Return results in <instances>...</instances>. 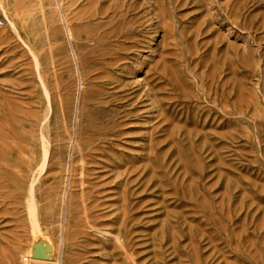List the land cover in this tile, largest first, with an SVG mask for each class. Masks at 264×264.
<instances>
[{
  "label": "rangeland",
  "instance_id": "obj_1",
  "mask_svg": "<svg viewBox=\"0 0 264 264\" xmlns=\"http://www.w3.org/2000/svg\"><path fill=\"white\" fill-rule=\"evenodd\" d=\"M0 264H264V0H0Z\"/></svg>",
  "mask_w": 264,
  "mask_h": 264
},
{
  "label": "bare ground",
  "instance_id": "obj_2",
  "mask_svg": "<svg viewBox=\"0 0 264 264\" xmlns=\"http://www.w3.org/2000/svg\"><path fill=\"white\" fill-rule=\"evenodd\" d=\"M32 203V202H31ZM30 211H34L35 210V205L34 203H32L30 205ZM34 243V244H33ZM32 244V250L30 251V253L27 254V258L29 259L30 257L32 258V256L34 255H44L43 253L45 251H47L50 247L52 248V243L49 240V238H47L45 235L43 236H38V234L35 235V240ZM51 250V249H50ZM48 253V252H47ZM46 255V253H45ZM35 257V256H34ZM39 257V256H38ZM26 258V257H25Z\"/></svg>",
  "mask_w": 264,
  "mask_h": 264
}]
</instances>
